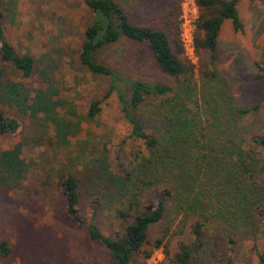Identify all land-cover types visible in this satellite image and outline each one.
Here are the masks:
<instances>
[{
    "label": "rangeland",
    "instance_id": "1",
    "mask_svg": "<svg viewBox=\"0 0 264 264\" xmlns=\"http://www.w3.org/2000/svg\"><path fill=\"white\" fill-rule=\"evenodd\" d=\"M118 2L132 23L153 29L166 28L169 0ZM0 8L6 41L17 53L30 56L35 68L54 82L59 97L64 99L60 109L63 114L59 115L70 124L58 138L44 114L32 118L26 112L21 116L14 109L0 105L6 116L21 121L17 133L0 135V242H5L10 250L0 264H108L105 249L90 242L84 228L77 227L66 216L63 199L55 187L63 173L79 179L82 217L88 219L90 202L98 197L96 224L105 235L119 231L109 216L110 204L106 203L105 193L111 195L118 185H126L124 173L128 170L127 153L131 147L119 145L127 129L113 96L103 102L93 121L83 119L87 103L100 97L106 86L105 79L90 75L77 61L87 18L85 7L81 0H0ZM236 11L242 32L233 31L229 21H222L216 53L209 66L215 74L212 80L200 76V71H204L205 52L194 54L192 76L187 81L163 74L144 46L123 38L97 50L95 58L125 78L170 87L171 92L166 96L146 99L141 113L135 115L143 122L150 106L160 108L165 97L175 94L178 96L175 102L181 101L186 118L206 124L211 120H207L211 108L215 107V115L219 114L223 123L230 124V132L236 133L239 123L247 135L264 134V79L251 80L256 74L254 62L264 69V0H241L236 4ZM197 14L195 8V18ZM0 75L3 80L22 82L29 89L38 86L35 74L21 80L12 69L1 64ZM211 98L214 102H209ZM253 105H258L255 112L242 117L233 113L234 109ZM225 106L231 108L229 113ZM160 132L158 129L156 135H161ZM243 139H247L244 134L242 139L235 138L231 149L239 145L264 159L263 151ZM6 151L17 153L15 164L4 161L2 155ZM17 165H22V172L14 174L12 167ZM203 193L212 194L213 190ZM196 219L193 215L184 216L175 198H170L162 218L151 226L148 236L158 238L167 229L170 254L179 243L188 245L192 251L189 264H224L228 258L231 264H256L249 249L252 244L264 249V222L255 219V215L247 217L246 224L251 223L247 227H228L210 221L194 240L190 226ZM151 255L156 264L163 261L160 250Z\"/></svg>",
    "mask_w": 264,
    "mask_h": 264
},
{
    "label": "trees",
    "instance_id": "2",
    "mask_svg": "<svg viewBox=\"0 0 264 264\" xmlns=\"http://www.w3.org/2000/svg\"><path fill=\"white\" fill-rule=\"evenodd\" d=\"M169 1L166 28L153 29L132 23L118 0H81L87 18L77 50V61L90 75L106 80L102 95L87 103L83 119L93 121L103 102L113 96L118 114L127 129L119 145L131 147L127 153L128 170L124 173L126 185H118L111 195L105 193L106 203L110 204L109 216L119 231L105 235L96 224L94 218L98 197L96 201L90 202L91 214L88 219L82 217L79 179L68 172L63 173L58 177L55 187L63 199L66 216L77 227L84 228L90 242L105 249L108 264H144L156 250H160L163 255L160 264H189L192 251L188 245L179 243L176 251L170 254L167 229L158 238L148 236L151 226L162 218L170 198H175L184 216L197 217L190 226L194 240L210 221L228 227H247L251 225L249 221L246 224L247 217L255 215V219L264 222V159L255 152L243 150L239 145L231 149L235 138L242 139L244 134L247 139H243V142L247 140L253 148L264 152V134L247 135L239 123L238 131L230 132V124L223 123L219 114L215 115V107L211 108L212 113L207 117V120H211L206 124L200 120H191L192 117L186 118L181 101L179 104L175 102L178 98L175 94L171 98L165 97L160 108L150 106L143 122L135 115L141 113L140 109L146 99L166 96L171 92L170 87L125 78L95 58L97 50L123 38L129 43L144 46L163 74L174 80L184 78L187 81L192 76L193 67L183 55L176 21L182 0ZM240 1L194 0L198 14L194 21L192 42L196 56L205 52L204 71H200L202 78L212 80L215 77L209 66L216 53L222 21H229L233 31L242 32L236 11V4ZM2 20L0 8V64L12 69L21 80L30 79L35 74L38 86L29 89L22 82L9 81L8 78L3 80L0 75V105L14 109L21 116L26 112L32 118L36 114H44L48 126L59 138L70 125L59 115L63 114L61 103L64 99L59 97L48 75L35 68L33 59L17 53L6 41ZM253 66L256 74L251 80L264 79V69L257 62ZM210 101L214 102V99ZM225 108L229 113L231 108ZM257 110L258 105H253L234 109L233 113L242 117ZM19 119L6 116L0 108V135L17 133L21 125ZM158 129H161L159 136ZM3 154L4 161L16 163V152L6 151ZM21 168L22 165L13 166L12 171L14 174L18 171L21 173ZM151 189L154 191L146 192ZM207 189L213 190V193L204 194ZM228 243H232V240L228 239ZM249 251L256 264H264V249L252 244ZM9 253L7 244L0 242V260ZM224 264H231V260L226 259Z\"/></svg>",
    "mask_w": 264,
    "mask_h": 264
},
{
    "label": "built area",
    "instance_id": "3",
    "mask_svg": "<svg viewBox=\"0 0 264 264\" xmlns=\"http://www.w3.org/2000/svg\"><path fill=\"white\" fill-rule=\"evenodd\" d=\"M194 0H182L179 6L178 14V37L183 48V55L193 64L194 48H193V33H194ZM152 255L145 261L144 264H156L151 258Z\"/></svg>",
    "mask_w": 264,
    "mask_h": 264
}]
</instances>
